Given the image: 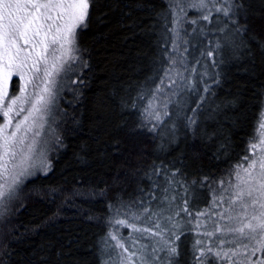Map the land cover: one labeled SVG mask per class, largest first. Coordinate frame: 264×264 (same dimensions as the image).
Here are the masks:
<instances>
[{"label": "snow or ice", "instance_id": "snow-or-ice-1", "mask_svg": "<svg viewBox=\"0 0 264 264\" xmlns=\"http://www.w3.org/2000/svg\"><path fill=\"white\" fill-rule=\"evenodd\" d=\"M99 3L0 0V216L10 211L29 177L49 173L51 145L63 147L54 127L67 116L59 107L61 94L67 88L78 96V88L70 85L83 81L66 84L65 79L88 67L79 35L92 23V11ZM165 4L155 11L160 30L150 74L137 84L134 96L120 97L121 108L139 111L137 127L154 140L159 137L161 150L181 136L201 142L223 137L213 156L229 160L232 145L221 116L235 101L216 100L220 68L253 56V43L264 53V38L250 31L244 0H165ZM190 10L199 16L189 19ZM14 76L20 82L12 95ZM211 124L217 127L209 131ZM245 151L248 154L229 164L220 178L200 174L189 179L176 161L153 162L141 176L150 186L138 183L135 196L125 199L127 185L141 172L137 165L143 150L132 145L123 175L117 170L98 192V185L87 192L83 186L64 189L61 204L94 193L107 200L103 244L114 258L111 264H182L180 242L187 233L194 238L184 264H264V113ZM204 192L211 199L206 208L196 210ZM57 193L51 190L53 197ZM121 228L129 230L127 237ZM229 235L232 238L226 239Z\"/></svg>", "mask_w": 264, "mask_h": 264}, {"label": "trees", "instance_id": "trees-1", "mask_svg": "<svg viewBox=\"0 0 264 264\" xmlns=\"http://www.w3.org/2000/svg\"><path fill=\"white\" fill-rule=\"evenodd\" d=\"M244 3L250 31L264 38V0ZM165 7V0H100L93 9L92 23L79 35L88 67L65 79L66 84L69 80H82L83 84L70 85L78 88V96L67 88L61 94L59 107L67 116L54 125L63 147L51 145L49 173L29 177L10 211L0 216V264H111L103 244L108 232L107 200L94 193L62 205V190L83 186L87 192L91 185H98V192L105 186L103 181L117 170L123 175L132 145L143 150L137 165L141 172L127 185L125 199L130 194L135 196L138 183L150 186L141 176L153 162L168 165L176 161L175 166L183 167L189 179L200 174L220 178L229 164L248 154L245 149L257 133L264 112V53L254 43L253 56L221 66V83L214 89L217 102L235 101L221 116L224 134L232 145L229 160L213 156L223 137L201 142L181 136L176 144L161 150L159 137L154 140L146 129L137 127L139 111L121 108L120 97L134 96L137 84L150 74V60L157 53L156 33L160 30L155 11ZM197 16V11H189V19ZM13 81L10 92L15 95L19 77L14 76ZM126 89L130 91L126 93ZM215 127L211 124L209 131ZM54 188L58 190L55 197L51 194ZM210 199L207 192L202 193L196 210L206 208ZM90 216L93 219H88ZM191 243V233L182 237V264Z\"/></svg>", "mask_w": 264, "mask_h": 264}, {"label": "rangeland", "instance_id": "rangeland-1", "mask_svg": "<svg viewBox=\"0 0 264 264\" xmlns=\"http://www.w3.org/2000/svg\"><path fill=\"white\" fill-rule=\"evenodd\" d=\"M263 113H264V112H263ZM199 209H200V208H197V210H199ZM120 232H121V229H120ZM121 234H122L123 236L127 237L128 234H129V230L125 228V231H124V232H121ZM191 236H192V242H193V238H194V236H193L192 233H191ZM231 238H232V237H231L230 235L226 237V239H231ZM181 241H182V238H181ZM142 242H144V241H142ZM180 243H181V242H180ZM228 247H234V245H228ZM241 251L243 252V249H241ZM257 255H259V254H257ZM112 259H114V258H112Z\"/></svg>", "mask_w": 264, "mask_h": 264}]
</instances>
